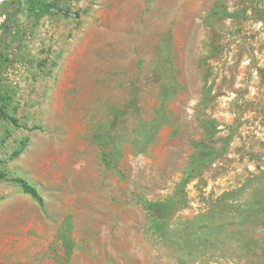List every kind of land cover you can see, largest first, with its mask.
Instances as JSON below:
<instances>
[{
	"label": "rangeland",
	"instance_id": "obj_1",
	"mask_svg": "<svg viewBox=\"0 0 264 264\" xmlns=\"http://www.w3.org/2000/svg\"><path fill=\"white\" fill-rule=\"evenodd\" d=\"M71 5L0 8V264H264V0Z\"/></svg>",
	"mask_w": 264,
	"mask_h": 264
},
{
	"label": "trees",
	"instance_id": "obj_2",
	"mask_svg": "<svg viewBox=\"0 0 264 264\" xmlns=\"http://www.w3.org/2000/svg\"><path fill=\"white\" fill-rule=\"evenodd\" d=\"M20 0H3L0 2V8H6L9 5H13L16 8H18V3ZM26 5V10L28 14L34 19L35 22L40 21V19L49 14V13H56L60 12L65 16L70 15V11L72 9L71 1L72 0H23ZM3 12H7L5 9H3ZM18 10V9H17ZM2 12V11H1ZM223 13L227 16H237L236 13H231L228 11H223ZM7 28V27H6ZM9 33H17L13 27L8 31ZM3 102V98L0 95V118H6L13 124L20 126L21 122L20 120L15 117L8 109L7 106H5ZM26 126V124H24ZM209 125H211L213 128H216L215 122L210 121ZM29 142V138H24L21 140L19 146L16 148V150L12 153L11 158H17L27 147ZM219 150L215 148H209L205 154L204 161L201 164V166L206 161H213L217 155H219ZM193 174H187L186 177L183 180L181 189L183 186H185L192 177ZM0 179L1 180H7L11 181L13 183H16L20 186V188L31 195L32 197L37 198L41 203H43L42 196L38 190V188L33 185L31 182H29L27 179L21 177V176H14L9 174L6 170H4L2 167H0ZM241 189V188H240ZM239 190V189H237ZM236 191V190H232ZM243 191V190H242ZM264 190L260 191L258 193V196L255 200H252L254 202L255 211H264ZM245 192V190L243 191ZM229 195V194H228ZM247 201V199L245 200ZM177 199H168L165 201H147L145 202V207L148 210L151 219L154 221V223L160 225L161 220H165L169 215H171L174 211V208L177 207ZM251 207L247 208H241L240 212H246V209H250ZM254 211L250 210L249 214H253Z\"/></svg>",
	"mask_w": 264,
	"mask_h": 264
},
{
	"label": "bare ground",
	"instance_id": "obj_3",
	"mask_svg": "<svg viewBox=\"0 0 264 264\" xmlns=\"http://www.w3.org/2000/svg\"><path fill=\"white\" fill-rule=\"evenodd\" d=\"M0 1H3V0H0Z\"/></svg>",
	"mask_w": 264,
	"mask_h": 264
}]
</instances>
